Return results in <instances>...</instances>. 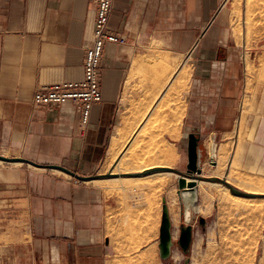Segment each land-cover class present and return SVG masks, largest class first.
I'll use <instances>...</instances> for the list:
<instances>
[{
	"label": "crops",
	"instance_id": "obj_1",
	"mask_svg": "<svg viewBox=\"0 0 264 264\" xmlns=\"http://www.w3.org/2000/svg\"><path fill=\"white\" fill-rule=\"evenodd\" d=\"M229 1L114 0L109 25L127 37L128 44H107L101 64L103 99L85 124L82 110L73 104L38 109L33 96L47 85L83 79L85 50L94 36L95 3L0 0V146L13 157L63 165L85 176L99 174L122 126L123 88L139 68L134 64L142 63L138 57L148 50L186 56L196 67L195 93L184 121L187 131L198 134L202 142L222 145L235 139L237 146L247 88L241 86L238 58L221 61L216 52L228 38L223 16ZM258 114L257 107L248 115L243 133L252 129ZM254 135L252 141L247 138L243 157L255 163L254 156H261L264 173V120ZM24 164L26 168L16 169L19 179L12 186L20 189L19 199L25 202L40 261L106 264L115 245L111 228L125 211L121 197L108 184ZM199 196L202 203L201 192Z\"/></svg>",
	"mask_w": 264,
	"mask_h": 264
},
{
	"label": "rangeland",
	"instance_id": "obj_2",
	"mask_svg": "<svg viewBox=\"0 0 264 264\" xmlns=\"http://www.w3.org/2000/svg\"><path fill=\"white\" fill-rule=\"evenodd\" d=\"M223 24L226 25L224 32L227 33L228 38L225 44L217 47V57L221 59V61L225 58H230L229 56H231V59L238 58V61H235L240 64L238 70H240L242 77L241 86L242 88L248 87V89H246L241 99L242 122L238 145L236 146L235 139L233 142L231 140L227 144L222 145L219 144L220 142L218 141L211 142L210 145L215 143L217 146L215 163L213 164L210 162V155L208 154L210 153L207 147L208 141H201L202 148L205 149L204 152H206V150L208 152L206 156L203 157L202 167L203 174L206 176H219L221 178H227V180L228 176H233L232 181L239 186L232 182L230 183L241 190H245L249 189V186L250 188L254 186L253 182L264 178V173L261 171L262 165L260 163L262 157L254 156L255 163L246 161L243 157L246 150L247 138H249L250 141L254 140V133L258 126V122L264 120V68L261 69L264 67V59L262 61V58H264V0H230L225 9ZM143 53L144 54L138 57L142 60L141 68L133 71L131 70V76L125 88H123L122 124H124L125 119L128 120L127 127L131 129L129 140L135 142H132L130 149L137 147V152H142L146 155L148 154L146 151L151 153L150 151L153 149L156 150L157 148L169 146V148H174L176 151V157L173 159V163L170 167L185 170L188 162V135L192 132L187 131L186 127L188 125L185 124L184 121L188 103L195 93H192V90L193 76L196 67L193 65V61L186 56L176 57L170 54L168 55V53L157 52L156 50H148ZM164 56L166 59L169 58V67L162 66L164 67L162 68L160 65V67L157 66V68H154L156 67V63L160 62ZM260 61L262 62L260 63ZM173 63L178 66L176 65L175 67ZM149 64L152 65L148 66ZM153 64H155L154 67ZM186 66L190 67V76L185 88H180L179 86L178 88L174 85L175 88H171L175 90L179 89L180 91H177L179 94L176 91L175 93L174 90L170 91L171 88L169 87L171 83V86H173L175 77L180 70ZM151 67H153V69H151ZM249 67L251 68L250 70ZM167 68L174 70L169 71ZM163 69L167 71L164 73ZM154 70L155 74L158 72L155 77ZM160 72L162 75L167 74V72H169V74L172 73L163 87L159 84L161 83L159 81L164 77H161V74H159ZM153 81H156V84L159 83L156 85ZM174 83L177 84L176 81H174ZM150 88L151 94H153L152 92H154L155 89L158 90V94L153 103L151 102L152 105L149 107L150 111H148V113H151L156 106L158 108V103L160 104L161 99L165 100L167 98L170 104L173 102V106L169 111L161 112L157 117L152 116L153 120H147L149 114L146 113L140 121V115L143 114L144 109H141V111L137 107L139 102L141 103V100L145 98L143 97L145 96L144 93L147 91V93H149ZM168 91L169 96L167 95ZM191 94L193 95L191 96ZM168 100L166 101L167 103ZM148 101H150V99H148ZM176 104L180 107L185 105L184 113L181 110H178L177 113ZM257 107L259 114L255 118V124L250 131L246 129L245 133H243L244 129L247 127L246 119L248 115L256 112ZM155 110H153V112ZM148 121L149 123L151 121V123L147 124ZM168 126L169 133L166 132ZM175 127H178L177 133L172 131ZM146 128L151 130L148 131ZM143 129L149 132L147 133L149 137L145 136L147 138H144L142 135V137H140L137 134L139 130L143 131ZM129 140L123 150H125V147L130 143ZM239 142H242L240 146ZM139 145L140 147L138 148ZM223 146H228L229 152L226 154L225 164L221 165L223 168L217 171L221 162L219 148ZM240 150L243 152H240L241 154L238 152L236 155V151ZM142 153L140 154L144 156ZM0 154L13 157V152L3 146H0ZM120 154H113L109 149V157L99 174L108 173L112 169L114 170L121 156ZM148 156L149 155L144 157L147 158ZM240 156L241 158L239 159ZM131 162L128 163L130 166L127 164L129 167L127 165L126 167L130 168L129 170L131 172H137L135 168L137 169V166L141 164L139 163L136 165L135 163V167L134 163ZM26 166L27 165L21 162L0 161V264H49L48 262L44 263L40 261V255L34 251L32 236L29 232V224L24 212L25 202L19 199L21 195L20 189L12 186L15 185L14 180L19 179L15 174L16 169L20 167L26 168ZM46 172L59 174L70 179L72 178L67 174L57 173L54 170ZM174 175L175 174H173V176ZM155 177L154 180L153 177H151L152 182L150 179L143 181L120 179L119 181L112 180V182L107 181L109 183H102L108 184L109 189L116 192L117 195L121 197V204L125 209L120 216V221L111 228V236L113 237L115 245L113 246L114 251L110 252L106 264H177L173 260V256L166 261L163 260L160 256L158 245L163 199L167 196L168 190H170L172 186H175L178 203L175 212L176 216L173 217L171 215V218L174 225V232H178L175 239L177 240L179 238V227L183 223V205L177 194V181L174 176L166 182V185L160 186V179L157 178L161 177L157 176L156 181ZM237 178H240V180L238 179L239 182ZM146 181L148 184L150 183V185H148ZM143 184H147L150 188ZM163 187H165L164 190ZM217 187L220 191H218ZM157 188H159V190ZM220 188L223 187L216 186L215 184L211 185V183L203 184L201 189L199 187V192H201L202 196V203L199 196L200 212L203 208H209L210 210L208 212H201L192 221L194 225V240L190 253L185 254L176 244L173 247V254L174 251L177 250L183 255L181 264H185L187 259H189L188 264H264V211H261L264 209L262 207L263 203L260 202L261 199H255L256 201L252 200V202L250 201L245 206H237L236 201L230 198L233 196L231 195L232 193H229L231 195L228 196L229 200L226 198V194L223 193L225 192L224 189L221 190ZM224 194L225 197L222 196ZM220 196H222V198ZM220 199L224 203L220 201ZM232 202L233 205L235 204V207H231L232 204H228ZM260 203L261 205H259ZM251 204H253V207L249 206L248 209L246 206ZM245 208L248 210H245ZM200 217H203L206 221L204 227L200 225Z\"/></svg>",
	"mask_w": 264,
	"mask_h": 264
},
{
	"label": "bare ground",
	"instance_id": "obj_3",
	"mask_svg": "<svg viewBox=\"0 0 264 264\" xmlns=\"http://www.w3.org/2000/svg\"><path fill=\"white\" fill-rule=\"evenodd\" d=\"M239 3V2H238ZM238 5V4H237ZM239 15H240V13H239ZM241 28V27H240ZM169 55V54H168ZM166 56V55H165ZM164 56V57H165ZM162 58L161 59V61L160 60H158V61H160V62H158V63H160V64H158V63H156V67H154V65L155 64H153V67L154 68H157V66H159L160 67V65H161V67L162 66H164V67H169V58H167L166 59V57H168V56H166L165 58ZM264 57V56H263ZM263 59L264 58H262V61H263ZM178 61V60H177ZM262 61H260V63L262 62ZM154 62V61H153ZM153 62H150V63H153ZM174 62V61H173ZM158 64V65H157ZM172 64V63H171ZM174 64V66L176 67V65L177 64H175V63H173ZM141 65H142V63H139V62H137V63H135L134 64V67L136 68V66H138L139 68H141ZM152 65V64H151ZM150 64L148 65V66H151ZM261 65V64H260ZM264 65V64H263ZM171 66V65H170ZM178 66V65H177ZM153 67H151V69H153ZM164 67H162V68H164ZM173 67V66H172ZM264 67H262L261 69H263ZM161 69V68H160ZM169 69V71H172V70H174V69H172L171 70V68H167V70ZM251 68L249 67V70H250ZM261 69H259V70H261ZM164 70V69H163ZM162 70V71H163ZM166 70V71H167ZM165 70H164V73L166 72ZM251 71H254V70H251ZM156 72H157V70H156ZM154 74H155V70H154ZM158 74V72L154 75V77L156 76ZM159 74H161V72L159 73ZM172 73H170L169 74V72H167V74H161V77L162 76H164V77H162V79H161V81H159V82H161V83H159L160 85H162L161 87H163V85H165L166 84V82L169 80V76L171 75ZM260 74V73H259ZM159 76V75H158ZM189 76H190V67L189 66H186V67H184V68H182L181 70H180V72L177 74V76L175 77V80L174 81H176L177 82V84L176 83H174V81H173V86H171L172 85V83H171V85H170V87L169 88H171V87H174V85H175V87L177 86H179L180 88H185V86H186V84H187V81H188V78H189ZM262 76V75H261ZM263 76H264V74H263ZM262 76V77H263ZM160 77V78H161ZM160 80V79H159ZM157 81H158V79H157ZM154 82V81H153ZM155 84H156V81L154 82ZM157 83V84H158ZM156 84V85H157ZM248 86V85H247ZM174 87V88H175ZM178 87V88H179ZM250 87V86H249ZM158 88V87H157ZM177 88V89H178ZM247 89H248V87H246ZM245 88V89H246ZM153 89V88H152ZM172 89V88H171ZM170 89V91H173L174 90V92L176 91H180L179 89L178 90H175V89H172L171 90ZM249 89H251V88H249ZM249 91V90H248ZM145 92H146V90H145ZM148 92V91H147ZM146 92V93H147ZM151 92V88H150V91H149V93ZM175 92V93H176ZM144 93L145 94V96H143V97H145V98H143L142 100H141V103L139 102V105H138V109L139 110H141V109H144V112H143V114L142 115H140V121L143 119V117H144V115L146 114V113H148V111H150V106L152 105V103H153V101L156 99V97H157V94H158V90H156L155 89V91L154 92H152L153 94H149V93ZM178 93V92H177ZM179 94V93H178ZM154 95V96H153ZM167 95L169 96V91H168V93H167ZM153 96V97H152ZM165 97H166V95H165ZM169 98V97H168ZM148 99H150V101H148ZM163 99H161V101H160V104L158 103V108H157V106H156V110L155 109H153V110H155L154 112H153V110L151 111V113L149 112L148 114H149V116H148V119L147 120H150V119H152V116H158L161 112H166V111H169V109H171L172 108V106H173V102L170 104V102H169V100L166 98L165 100H163ZM168 100V103L166 102ZM152 102V103H151ZM146 104V105H145ZM142 107V108H141ZM176 110H177V113H178V110H181L183 113H184V110H185V105H183V107H180L178 104H176ZM142 111V110H141ZM153 112V113H152ZM147 114V115H148ZM152 114H154V115H152ZM142 116V117H141ZM155 117V118H156ZM142 118V119H141ZM154 118V117H153ZM153 120V119H152ZM150 123H151V121H150ZM149 123V121H148V123L147 124H150ZM127 125H128V120L127 119H125V121H124V124H122V126L120 127V128H118V133H117V135L115 136V137H113V139H112V141H111V144H110V150L112 151V153L113 154H120L121 156L119 157V159H118V161H117V164H116V166H115V168H114V170H113V172H115V173H120V174H122V173H126V172H131L129 169L130 168H127L126 167V165L129 163V162H133L134 163V165H135V163H136V165L137 164H141V165H139V166H137V169L135 168L136 167V165H135V170H137V172H142V171H144V170H147V169H150V168H154V167H158V166H171V164L173 163V159L176 157V151H175V149L174 148H169V146H167V147H162V148H157L156 150L155 149H153L152 151H150L151 153H149L148 151H146V153H148V154H146V155H144L142 152H140V153H142L144 156H147V155H149L147 158L146 157H144V156H142L139 152H137V147H135V148H131L130 149V146H131V144H132V142L133 143H135L134 141H130L129 139H130V136H131V129H128V127H127ZM166 127V126H165ZM145 129V128H144ZM143 129V131L142 130H139L138 132H137V134L140 136V137H144V138H147V137H149V135L147 134V133H149L148 131L149 130H151V129H147L148 131L146 132V130H144ZM172 131H175V133H177L178 132V127H175ZM151 132V131H150ZM166 132H168L169 133V126H168V130L166 131ZM142 135V136H141ZM145 136H147V137H145ZM128 140L130 141V143H128V145H127V147H125V150H123L124 149V146L127 144V142H128ZM143 140H145V139H143ZM143 142V141H142ZM242 143V142H241ZM241 143L239 142V146L241 145ZM211 143L210 142H208V151L210 152V145ZM136 145V144H135ZM133 147V146H132ZM140 147V145L138 146V148ZM241 148H242V146H241ZM240 148V149H241ZM243 149V148H242ZM241 149V150H242ZM236 151V155H237V153L239 152V154H241L243 151ZM120 152V153H119ZM229 152V148H228V146H223V147H220L219 148V153H221V157H220V165H219V168L217 169V171H219V170H221L223 167H221V165L223 164H225V161H226V154ZM241 152V153H240ZM241 158V156L239 157V159ZM0 161H2V160H0ZM235 161H236V157H235ZM131 162V163H132ZM147 162V163H146ZM236 163V162H235ZM129 166H130V164H128ZM127 165V166H128ZM133 165V166H134ZM128 166V167H129ZM132 171H134V170H132ZM211 171V170H210ZM56 172L57 173H61V174H67V173H65V172H63V171H61V170H58V169H56ZM55 172V173H56ZM136 172V171H135ZM173 174H175V173H172V172H169V171H159V172H155V173H151V174H148V175H145V176H138V177H116L115 179H107V180H105V179H96L95 180V182L97 183V184H102V183H104V182H107V181H111L112 182V180L114 181V180H117V181H119L120 179H126V180H131V179H133V180H137V181H143V180H147V179H150V181H151V177H153V180H154V177L156 176H159V177H161V178H157V179H160L159 180V185L161 186H163V185H166V182H168L169 181V179L170 178H172V177H174L175 176V178L177 179V178H179V176L177 175V174H175L174 176H173ZM156 177H155V181H156ZM232 177L233 176H228V182H232L233 184H235V185H237V186H239L238 184H236L235 182H233L232 181ZM240 180V178H237V180ZM179 180V179H178ZM236 180V181H237ZM239 180H238V182H239ZM154 181V182H155ZM243 181V180H242ZM109 182H107V183H109ZM116 182V181H115ZM127 182H130V181H127ZM134 182V181H133ZM133 182H131V183H133ZM152 182V181H151ZM153 182V183H154ZM188 182H190V180H188ZM241 182V181H240ZM140 183V182H139ZM146 183L148 184V182L146 181ZM156 183V182H155ZM173 183V182H172ZM206 183H211V185L212 184H215L216 186L218 185V186H221V187H223V188H220L221 190H223L224 189V191L225 192H223V193H225L226 194V198L227 199H229L228 198V196H231V195H233L232 197H230V198H233L234 199V201H236V205L237 206H245L247 203H249L250 201L252 202V200H257L258 198L257 197H243V196H238V195H234V194H231V191H230V189L227 187V186H225L224 184H221V183H214V182H205V181H201V182H199L198 183V185H199V187H200V189H201V186L203 185V184H206ZM254 184V186H252L251 188H250V186H249V189H245L244 191H246V192H250V193H254V194H264V178H261V179H259L258 181H255V182H253ZM124 184H127V183H124ZM147 184H143V185H147ZM152 184V183H151ZM157 184V183H156ZM148 185H150V183L148 184ZM147 185V186H148ZM173 185V184H172ZM234 185V186H235ZM153 186V185H152ZM156 186H158V185H156ZM159 186V187H160ZM149 187V186H148ZM168 187V186H167ZM171 187V186H170ZM215 187V186H214ZM236 187V186H235ZM150 188V187H149ZM153 188V187H152ZM151 188V189H152ZM155 188V187H154ZM164 188L165 187H163V190H164ZM208 188V187H207ZM218 188V187H217ZM238 188V187H237ZM158 190H159V188H157ZM161 189V188H160ZM153 190V189H152ZM156 190V189H155ZM201 191V190H200ZM206 191V190H205ZM218 191H220L219 190V188H218ZM222 192H221V194H222ZM231 195H230V194ZM220 194V193H219ZM225 194L224 195H222V196H224L225 197ZM211 195V194H210ZM213 196V195H212ZM222 196H220L221 198H222ZM204 197V196H203ZM226 198H225V201H226ZM166 199H167V202H168V206H169V209H170V213H171V215L173 216V217H175L176 216V214H175V212H176V208H177V203H178V198H177V195H176V191H175V186H172V188L170 189V190H168V193H167V196H166ZM208 199V198H207ZM259 199H261V201L260 202H262L263 204H262V207H263V209H264V198L262 199V198H259ZM230 200V199H229ZM255 200V201H256ZM220 201H222L221 199H220ZM255 201H253V202H255ZM211 202V201H210ZM223 202V201H222ZM221 202V203H222ZM230 202V201H229ZM224 203V202H223ZM223 203H222V205H223ZM226 203V202H225ZM235 203V202H234ZM256 203V202H255ZM259 203V202H258ZM229 205H233V202L232 203H228ZM209 205V204H208ZM231 205V207H235V204L232 206ZM259 205H261V203L259 204ZM210 206V205H209ZM249 206L251 207H253V204H251V205H247L246 207L249 209ZM255 206V205H254ZM206 207V206H205ZM259 207V206H258ZM207 208V207H206ZM236 208H239V207H236ZM247 208H245V210H248ZM260 209H262L261 207H259ZM241 209V208H240ZM254 209V208H253ZM260 209H257V210H260ZM210 209L209 208H207V209H205V208H203L202 209V213H203V211H209ZM261 211H264V210H261ZM200 212V213H201ZM253 212H254V210H253ZM175 214V215H174ZM188 214H190V210H188ZM177 235H178V232L177 231H175L174 232V238H176L177 237ZM173 260L175 261V263H177V264H181V262H182V260H183V255L179 252V251H174V254H173Z\"/></svg>",
	"mask_w": 264,
	"mask_h": 264
},
{
	"label": "water",
	"instance_id": "obj_4",
	"mask_svg": "<svg viewBox=\"0 0 264 264\" xmlns=\"http://www.w3.org/2000/svg\"><path fill=\"white\" fill-rule=\"evenodd\" d=\"M201 137L196 133H189L188 135V162L185 170L177 169L170 166H158L144 170L142 172H127V173H114L113 169L104 174H93L90 176H85L76 173L75 171L58 164L43 165L39 164L33 160L27 159L25 157H10L0 154V160L5 162H22L28 163L36 167L51 168L61 170L72 177L79 180L88 181L96 179H108L116 177H138L145 176L151 173L159 171H169L177 174L180 178L176 183L177 194L183 205L182 220L183 223L179 227L180 234L179 238L176 240L174 238V225L167 204L166 197L163 199L162 207V220L160 226V238H159V249L160 256L163 260H168L173 256V247L177 244L185 254L190 253L193 240H194V225L193 220L200 214L199 206V185L201 181L221 183L227 186L231 193L243 197H264V194H254L241 190L235 187L233 184L228 182L227 178H221L219 176H206L203 174V157L206 156L205 149L202 148ZM217 146L212 143L210 149V162L215 163ZM190 180V182H188ZM190 210V214H188ZM200 225L205 226V219L203 217L199 218ZM189 259L186 260L185 264H188Z\"/></svg>",
	"mask_w": 264,
	"mask_h": 264
},
{
	"label": "built area",
	"instance_id": "obj_5",
	"mask_svg": "<svg viewBox=\"0 0 264 264\" xmlns=\"http://www.w3.org/2000/svg\"><path fill=\"white\" fill-rule=\"evenodd\" d=\"M96 5L93 42L85 50L84 77L43 87L33 96L38 109L54 110L67 103L83 112V121H89L93 106L103 99L101 89V64L107 44L125 46L128 39L110 28L114 0H92Z\"/></svg>",
	"mask_w": 264,
	"mask_h": 264
}]
</instances>
